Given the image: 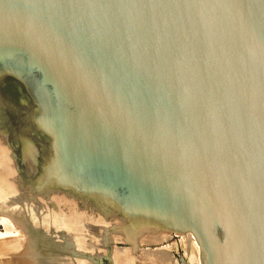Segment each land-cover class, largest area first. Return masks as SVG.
Wrapping results in <instances>:
<instances>
[{"label":"water","instance_id":"95a60500","mask_svg":"<svg viewBox=\"0 0 264 264\" xmlns=\"http://www.w3.org/2000/svg\"><path fill=\"white\" fill-rule=\"evenodd\" d=\"M2 213L90 264H264V0H0Z\"/></svg>","mask_w":264,"mask_h":264},{"label":"bare ground","instance_id":"6f19581e","mask_svg":"<svg viewBox=\"0 0 264 264\" xmlns=\"http://www.w3.org/2000/svg\"><path fill=\"white\" fill-rule=\"evenodd\" d=\"M0 217H5V216H0ZM12 220L14 221H17V223H21L19 221V219H13ZM11 223L7 220V219H0V226L1 227H6L8 230H6L5 233H0V240L4 241L7 240L8 238L9 239H16L17 243H18V240L19 239L18 237H20L21 235V232H19L18 230H12L14 228H11L10 230V226ZM12 226V225H11ZM23 228V226H20ZM24 230V229H23ZM23 233V232H22ZM24 233H25V230H24ZM22 236V235H21ZM183 236V237H182ZM170 235L169 234H165V235H158V236H155V237H152V238H147L143 241V243L147 242V243H150V244H162L164 241H168L170 240ZM179 237H182L181 238V241L180 243L182 244V248H183V251L185 252L186 256L188 258H190V261L189 263H193V264H200V260H199V256H198V253H199V248H198V244L197 242L195 241V244L193 242V236L191 234H182V235H179ZM192 237V238H191ZM26 241H22V245L21 246H15V247H9L10 249H16V252H26L27 250V245H29L28 247H30V249H34L35 248V245H33V242L31 241V239L29 238L28 239V236L26 237V239H24ZM195 240V239H194ZM16 241L14 242L16 245ZM178 246V245H177ZM171 248V249H170ZM173 248H175V243H172V244H169L167 247H163L162 249H157V250H153V252H147L146 254H143V256H145L143 262H146L148 264H173V260L170 256V251L169 250H173ZM42 251H53V250H42ZM54 252H62V251H54ZM116 252L121 259H125V258H129L130 256H128L129 253H127L128 251H120L119 248H116ZM64 253V252H63ZM33 254V255H32ZM32 254L29 253L28 257L29 259L37 262L36 264H40L39 261L40 258H46L47 257V254L46 253H43V252H40L37 248V250H33ZM26 254H24L23 256H25ZM39 255V256H37ZM67 255V254H66ZM62 254L60 253V255H58L57 257H61ZM68 256H71V255H68ZM138 256V255H137ZM40 257V258H39ZM72 257H76V256H72ZM23 259V258H22ZM139 259V257H138ZM5 261V262H4ZM89 261V260H88ZM87 261V262H88ZM87 262L85 261H81V259H74V260H71L70 259H65L62 261L61 264H86ZM0 264H21L19 259L15 258V259H0ZM41 264H45V263H41ZM49 264V263H47ZM57 264H60V263H57Z\"/></svg>","mask_w":264,"mask_h":264},{"label":"rangeland","instance_id":"374dc122","mask_svg":"<svg viewBox=\"0 0 264 264\" xmlns=\"http://www.w3.org/2000/svg\"><path fill=\"white\" fill-rule=\"evenodd\" d=\"M2 216H5L4 218L5 219H7L10 223H11V225H9L10 227V230H11V228H14V229H12V230H18L19 232H21V235H20V237H18L19 239H17L18 240V243H17V241H16V239H9L10 240V242H8V243H6V242H3V240L1 241L0 240V259H2V260H4V259H15V258H17V259H19V261H20V263L21 264H29L30 263V259H29V257H28V255H29V253H30V251H31V249H30V247H28L29 245H27V250H26V252H24V251H22V252H16V249H10L9 247H15V246H21L23 243H22V241L24 242V241H26V240H24V239H26V234L24 233V230H23V228L22 227H20L21 226V224L18 222L17 223V221H14V220H12V218H10L9 216H7V214H5V213H2L1 214ZM3 217H0V219H4ZM6 230H8L5 226L4 227H1L0 226V233H5L6 232ZM23 232V233H22ZM171 237H170V240H166V241H164L162 244H150V243H147V242H145V243H143V245L141 246V253H139V255H138V257H139V259L141 260H139L140 261V264H148V263H146V262H143L142 263V261L145 259L144 257L145 256H143V254H146L147 252L149 253V252H153V250L155 251V250H157V249H162L163 247H167L169 244H172V243H177L178 245H180V241L179 240H181V239H179V235H176V236H178V237H175V235H170ZM183 237V236H182ZM182 237H180V238H182ZM5 240V239H4ZM16 241V245H14L15 242ZM181 246V245H180ZM37 246L34 248V250L36 251L37 250ZM40 252H46V251H42L40 248L38 249ZM119 250L120 251H128V249H125V248H119ZM177 251H180V253L182 254H184V256L190 261V258H188L187 256H186V254H185V252L184 251H182L181 250V248L179 249V246H177ZM48 252V251H47ZM24 254H26L25 256H23ZM172 255H173V258H174V260H173V264H177V259H175V253H172ZM23 258V259H22ZM50 258H52V257H50ZM46 259V258H45ZM48 259V258H47ZM55 259V258H54ZM43 261H44V259L42 258L41 259V262L40 263H43ZM5 262V261H4ZM32 263H34V264H36L37 262H35V261H33L32 260ZM191 264H193V263H191Z\"/></svg>","mask_w":264,"mask_h":264},{"label":"flooded vegetation","instance_id":"af4514ba","mask_svg":"<svg viewBox=\"0 0 264 264\" xmlns=\"http://www.w3.org/2000/svg\"><path fill=\"white\" fill-rule=\"evenodd\" d=\"M175 237H178V236H176L175 235ZM192 238V237H191ZM179 239H181L180 237H179ZM179 241H181V240H179ZM193 242H194V244H195V240L193 239ZM175 243V242H174ZM177 243H175V248H173V250H169L170 251V256H171V258H172V260H174V258H173V255H172V253H175V251H177ZM181 245V246H180ZM180 245H178L179 246V249L181 248V250L183 251V248H182V244L180 243ZM36 247V246H35ZM39 249V248H38ZM171 249V248H170ZM33 250L34 249H31V251H30V254H32V252H33ZM43 253H46L47 254V257H46V259L45 258H43L44 259V261H43V263H45V264H47V263H49V264H57V263H62V261L63 260H65V259H70V261L71 260H74V258L75 259H77V257H72V256H68V255H66L65 253H63V252H54V251H46V252H43ZM60 253L62 254V256L61 257H57L58 255H60ZM183 254V253H182ZM33 255V254H32ZM184 255V254H183ZM37 256H39V255H37ZM50 257H52V258H50ZM40 258V257H39ZM48 258V259H47ZM55 258V259H54ZM186 258V257H185ZM42 258H40V260H41ZM141 261V260H140ZM189 261V260H188ZM41 261H39V263H40ZM142 263H143V261H142ZM29 264H34V263H32V259H31V261H30V263ZM41 264V263H40ZM86 264H90V261H88Z\"/></svg>","mask_w":264,"mask_h":264}]
</instances>
